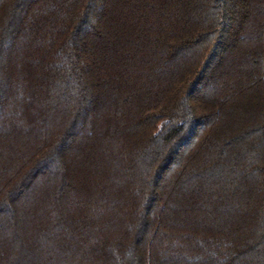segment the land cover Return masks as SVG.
Masks as SVG:
<instances>
[{
	"label": "trees",
	"instance_id": "16d2710c",
	"mask_svg": "<svg viewBox=\"0 0 264 264\" xmlns=\"http://www.w3.org/2000/svg\"><path fill=\"white\" fill-rule=\"evenodd\" d=\"M0 264H264V0H0Z\"/></svg>",
	"mask_w": 264,
	"mask_h": 264
}]
</instances>
